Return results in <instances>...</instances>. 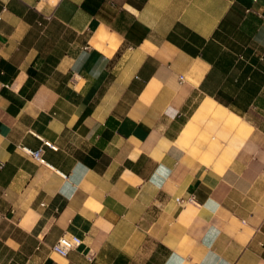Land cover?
<instances>
[{
	"label": "crops",
	"instance_id": "1",
	"mask_svg": "<svg viewBox=\"0 0 264 264\" xmlns=\"http://www.w3.org/2000/svg\"><path fill=\"white\" fill-rule=\"evenodd\" d=\"M0 264H264V0H0Z\"/></svg>",
	"mask_w": 264,
	"mask_h": 264
},
{
	"label": "built area",
	"instance_id": "2",
	"mask_svg": "<svg viewBox=\"0 0 264 264\" xmlns=\"http://www.w3.org/2000/svg\"><path fill=\"white\" fill-rule=\"evenodd\" d=\"M34 159L43 161L42 150L29 151ZM81 244V239L77 236L62 235L52 245L51 250L61 256H66L70 251L75 250Z\"/></svg>",
	"mask_w": 264,
	"mask_h": 264
}]
</instances>
